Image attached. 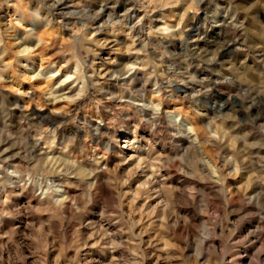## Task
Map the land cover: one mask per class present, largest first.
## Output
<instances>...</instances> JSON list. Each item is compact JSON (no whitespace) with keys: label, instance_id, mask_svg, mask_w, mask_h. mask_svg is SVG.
<instances>
[{"label":"clouds","instance_id":"1","mask_svg":"<svg viewBox=\"0 0 264 264\" xmlns=\"http://www.w3.org/2000/svg\"><path fill=\"white\" fill-rule=\"evenodd\" d=\"M0 264H264V0H0Z\"/></svg>","mask_w":264,"mask_h":264},{"label":"rangeland","instance_id":"2","mask_svg":"<svg viewBox=\"0 0 264 264\" xmlns=\"http://www.w3.org/2000/svg\"><path fill=\"white\" fill-rule=\"evenodd\" d=\"M27 87V86H26Z\"/></svg>","mask_w":264,"mask_h":264}]
</instances>
